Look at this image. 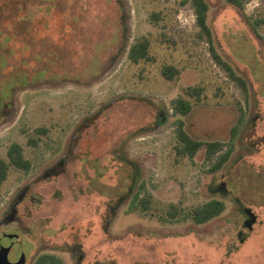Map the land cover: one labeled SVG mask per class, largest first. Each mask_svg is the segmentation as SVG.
<instances>
[{"label": "rangeland", "instance_id": "1", "mask_svg": "<svg viewBox=\"0 0 264 264\" xmlns=\"http://www.w3.org/2000/svg\"><path fill=\"white\" fill-rule=\"evenodd\" d=\"M206 2L211 39L182 0H0V160L15 143L30 162L8 167L0 220L24 192L28 263L264 264V0ZM178 120L221 150L179 155ZM212 199L224 210L194 224ZM65 224L87 227L80 263L53 248Z\"/></svg>", "mask_w": 264, "mask_h": 264}, {"label": "trees", "instance_id": "2", "mask_svg": "<svg viewBox=\"0 0 264 264\" xmlns=\"http://www.w3.org/2000/svg\"><path fill=\"white\" fill-rule=\"evenodd\" d=\"M246 1L249 0H226L229 5L236 7L239 10H242L243 5ZM190 2L193 6L194 13L196 16V21L200 29L211 39L210 29L207 24V14L209 10V6L206 0H182V3ZM148 40L144 39L135 44H133L129 49V59L133 63H137L138 61L144 59L149 60L148 56ZM217 61L221 63V60L218 56H216ZM223 62V61H222ZM226 65L225 63H223ZM231 75L237 79L241 84L244 85L243 80L240 77H237L233 70L226 66ZM176 73V70L171 66H165L162 69V75L168 79H171ZM195 93L198 94V91L195 90ZM175 113H178L180 116L185 117L191 111V104L186 99H177L174 105ZM177 125V140L180 144V147L177 148V153L179 155H184L189 158H193L196 153L204 147L205 149V159H210L214 154L218 153L221 150L220 142H202L199 140H195L191 138L184 128V122L182 120H178L176 122ZM234 135V133H233ZM229 152L221 156L217 162L214 164V170L219 169L229 158ZM7 158L8 162L4 160H0V184L5 180L8 167L13 166L17 169H21L23 171H28L30 169V162L26 160L22 153V148L18 144H12L7 150ZM138 194L135 195L136 199ZM134 201V200H133ZM133 203V202H132ZM142 209L146 210L147 203L143 201L141 203ZM224 210V203L221 200H212L203 206L197 208L191 215V220L196 225H201L209 222L213 218L219 216L221 212ZM171 216L175 215V212L170 213ZM35 264H58L55 262V258L53 256H43L40 257ZM60 264V263H59Z\"/></svg>", "mask_w": 264, "mask_h": 264}, {"label": "flooded vegetation", "instance_id": "3", "mask_svg": "<svg viewBox=\"0 0 264 264\" xmlns=\"http://www.w3.org/2000/svg\"><path fill=\"white\" fill-rule=\"evenodd\" d=\"M138 194V193H136ZM135 194V195H136ZM24 192L19 195L14 203L12 204L10 211L5 213L0 220V250L3 251V258L11 263H15L19 260L21 256H24L25 263H28L27 252L24 245L27 244L30 246V249L34 246L31 240L33 227L31 224L26 226L18 225V217L16 208L24 200ZM135 195L132 197V202L135 198ZM216 200V199H212ZM210 200V201H212ZM209 202V201H208ZM207 202V203H208ZM86 225L73 224V225H59L56 229L52 230V239H54L53 248L56 250H61L68 256L73 259H76L77 263L82 261V257L77 254L83 249L82 244V234L81 231L86 230ZM21 246V249L18 250V247ZM43 256H53L55 262L62 264L60 258L52 254H41L37 256L35 264L40 257Z\"/></svg>", "mask_w": 264, "mask_h": 264}, {"label": "water", "instance_id": "4", "mask_svg": "<svg viewBox=\"0 0 264 264\" xmlns=\"http://www.w3.org/2000/svg\"><path fill=\"white\" fill-rule=\"evenodd\" d=\"M2 254H3V251L0 250V264H24V263H25V258H24V256H21V257L19 258V260H18L17 262H15V263H11V262L7 261L6 258L3 259L4 262H2L1 259H2L3 256H4V255H2Z\"/></svg>", "mask_w": 264, "mask_h": 264}]
</instances>
